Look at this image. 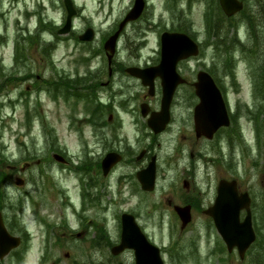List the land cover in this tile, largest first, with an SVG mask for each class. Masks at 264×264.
<instances>
[{"label":"rangeland","instance_id":"374dc122","mask_svg":"<svg viewBox=\"0 0 264 264\" xmlns=\"http://www.w3.org/2000/svg\"><path fill=\"white\" fill-rule=\"evenodd\" d=\"M51 1L59 3L60 0H45L49 12L57 17L60 8ZM73 1L82 14L75 21L76 27L81 29L91 24L99 34L94 43L89 45L68 41V46L60 48L56 53L57 57L65 55L71 49L90 52L102 45L103 36L113 34L115 29L111 27L120 23L134 4V0ZM244 1L243 12L233 20L234 29L237 28L236 34L229 28L231 18H227L221 9L216 8L213 0H146L144 14L139 21L129 23L121 36L117 51L118 60L123 62L128 61L127 57L133 50L139 52L129 62L140 63L144 67L158 61L160 37L164 31L180 29L191 34L199 42L200 54L194 58L190 69L186 66L183 74L193 80L194 72H212L219 77V83L230 100L234 101L233 119L241 132L237 141L240 144L235 155H228L224 148L226 156H223L236 157L237 169L229 170L225 165H219L210 166L207 170L202 163L193 168L188 160L178 164L173 161L176 156V136L171 139L173 143L169 142V136H164L161 139L163 144L157 152L161 161L158 165L157 188L153 193L121 195L113 185L115 193L112 189V195L103 197L102 206L85 202L87 208L85 206L86 211L81 218L76 211L78 205L75 210L69 202L79 201L84 184L80 183L78 173L71 167L64 169V166L55 165L51 154L63 152L72 162H81L84 151L96 149L94 153H101V149L96 147L91 126L87 125L88 119H84L87 117L86 111L84 112L85 102H75L73 99L66 101L62 96L54 99L48 91L41 95L37 92L28 107L20 105L15 109V118L8 117L12 109L5 105L11 103L3 98V94H6L7 83L11 81H5L4 77L14 76L10 73H18V67L21 70L25 68L23 73L31 76V81L38 89L48 85L46 76L50 73L45 68L46 59L43 62L37 53L38 49L34 48L36 44L33 42L36 40L33 38L29 41L21 39V60L16 63L12 56L17 34L21 29L24 34L33 31L35 19L31 22L30 29L29 22V27L26 28L17 23L16 17L22 21H25L23 15L28 18L25 11L16 10L7 19L0 17V35H8L0 42V210L11 234L24 240L20 250L11 252L0 264H134L132 253L114 257L110 252V243L109 246L104 243L95 244L100 231L93 230L94 222L101 224L99 221L106 215L109 226L107 233L111 242L117 244L121 233L120 214L130 209L136 210L139 224L159 247H164L169 242L199 243L205 254L204 260L207 261L209 256L207 264H256L253 262L254 258H264V0ZM26 2L30 3V0ZM217 5L219 7L218 0ZM3 6L0 2V11L4 10ZM35 6L38 9L42 7L38 4ZM216 21V24L213 23ZM248 21L254 23V37L248 32ZM209 23L211 33L208 30ZM220 32L224 36L221 40ZM233 36L245 43L247 49L235 47L232 50ZM26 50L30 51V58L26 57ZM228 54L232 62L225 68ZM70 62L67 61L66 69L87 72L86 64L79 67V61ZM14 63L18 66L16 69ZM15 82L14 80L13 83ZM24 82L28 83V80ZM123 84L139 88L132 80H126ZM194 91V87L185 86L176 94L174 109L179 123L174 131L180 136H188L182 119H186L185 123L190 120L193 107L190 98H193L194 104L198 103L196 95L193 96ZM37 99L41 102H37ZM25 111H28L27 116ZM208 157L214 158V154L210 153L206 156ZM23 163L30 166L23 170ZM232 175L240 180L242 190L249 191L252 196L253 225L257 241L247 252L244 261L241 262L236 255H229L227 252L224 256L227 263H218L217 257L211 256V250L216 244L223 242L215 232L213 223L203 213L196 212L189 228L181 231V223L173 213V206L181 205L184 195L193 194L199 197L202 205L208 207L216 197L218 180L233 177ZM17 176L25 178V189L15 186L14 178ZM186 183L189 187L185 186ZM101 191L102 189L98 190V193ZM87 216L92 220L86 227L93 229L81 230L83 224L89 222L83 219ZM48 224L51 225L49 229ZM172 235L177 239L172 241ZM28 237L29 241L26 243Z\"/></svg>","mask_w":264,"mask_h":264},{"label":"flooded vegetation","instance_id":"af4514ba","mask_svg":"<svg viewBox=\"0 0 264 264\" xmlns=\"http://www.w3.org/2000/svg\"><path fill=\"white\" fill-rule=\"evenodd\" d=\"M22 1L24 2L25 0H0V2L4 5L10 6H13L14 3L19 5ZM241 1L243 3L245 2L244 0ZM37 4H40L42 7L35 10L37 9L35 6ZM59 8L60 13L57 17H53L49 12L48 7L45 5V0H31V3H29L27 8L31 12L29 15V22L32 18L36 17L37 21L34 25H39L41 21H43L47 24H53L54 27L52 29L48 28L47 34H42L37 30L28 32V34L29 36L32 34L31 38L36 40V47L34 48L38 49L37 53L40 58L43 62L46 59L47 65H45V68L47 73H50L49 76H46V83L59 85L65 84L68 81L66 78L68 75L69 84L73 88L78 89L86 87L92 90L96 89L98 96L97 101L99 100L104 107L111 110L108 114L97 113L92 116V134L95 138L96 147L101 149V153H94L96 149L93 150L92 155L95 159L90 162H82L80 168L81 170H79L80 172L85 169L90 170L92 176L87 177V180L90 184L93 183L96 190L102 189L100 194L96 193L95 202L100 203V200L103 199V197L112 195V192L115 193L116 189L113 185H115L121 195L128 193L131 196H135L142 193L141 184L137 175L139 172L146 169L153 159L156 160L158 167L161 158L157 152L163 144L161 139L164 136H169V142L171 143H173L171 140L173 136H176L174 142L176 144L174 149L176 156L173 158V161L178 164L182 163L184 160H188L189 164L193 168H195V166L199 163H202L204 165L207 164L214 167L225 165L226 169L229 168V170L237 169L236 157L225 158L223 156L225 155L223 150L224 148L228 155H235V152L240 144L237 141L241 132L238 131L235 120L233 119L234 101L230 100L227 92L220 85L218 80L219 77L212 72L206 71L213 78L220 90L222 99L229 114V126L220 128L215 134L213 140H209L206 136H197V121L202 124L203 120H205V112L200 111L197 115V109L201 103V100L197 95V85L200 84L198 79L200 71L194 72L193 80H189V78L183 74L186 66H189L188 69H190V64L195 61L194 58H190L178 64V73L184 79V83L179 85L176 89L170 107V116L166 122L165 129L156 134L149 126V119L151 118L153 112H157L161 108L163 94L161 85L162 78L156 77L153 80L154 89L151 93V88L144 86L142 80L135 77L133 78L126 73V67L124 65H134L135 63L129 61L132 60L131 58L136 55L137 52H130V55L127 57L128 61L126 62L118 60V57H115L112 60L110 70L106 52L98 50L90 52L71 50L65 55L57 57L56 53L60 50V48L65 46V43L67 42L66 39L70 38V40H73L75 37H79L88 28V26H86L79 32H76L75 26H72L71 32L68 36L60 35L59 31L66 25L68 15L62 0L59 2ZM9 9H11V7H9ZM77 13H79V10H77ZM22 18L27 20L25 15H23ZM113 26L111 28H114ZM115 30L113 32H115ZM95 31L99 34L97 29H95ZM25 36L26 34H24L23 31H20V34H17L16 41H21V39L25 40ZM40 36L44 37V43H42V45H40L39 41H37ZM109 36L104 35L103 39H107ZM27 40L29 39L27 38ZM15 53V58L19 57L20 60L22 50H15ZM25 53L27 58L31 57L29 50H26ZM137 57L138 56H135V58ZM68 60L71 61L70 63L79 61V67L86 64L87 72L83 73L78 69H66V63ZM15 62L17 63V60ZM24 69L21 70V68L18 67V73H15L14 75V80L16 82L7 83L6 94H3V98L7 101L8 99H12L15 102L18 101L25 106L26 102H30V100L34 98L37 93V89L36 85L31 81V76L23 73ZM216 71L218 70L216 69ZM8 78L9 77H6L4 79ZM26 79L28 80V83L24 82ZM126 80L134 81L139 88L135 89L132 85L123 84ZM200 85L202 87H207L205 83ZM185 86L194 87L195 91L193 96L196 95L198 98V103L195 104L193 98H190L193 105L190 120L185 123L186 119H182V122L185 124L184 126H186L188 131V136L186 137L183 135L180 136L174 131V127L177 123H179L175 115L174 102L176 94ZM143 111L147 114V116L143 114ZM24 113L26 115V111ZM218 139L219 142L217 143ZM108 153L119 154V161L112 167L109 175L105 176L102 172V160ZM210 153L214 154V158H206V156ZM69 164L70 162L68 165ZM69 167L70 166H67V168ZM232 176L233 177L229 178L226 177L225 179L236 180L239 192H242L243 190L240 180H238L236 176ZM185 186L189 187L187 183ZM88 196L89 195H87V197ZM183 198L184 199L181 205H189L193 214L201 212L205 215V210L212 205L208 204V207L202 205L199 197L193 194L188 196L184 195ZM106 223V221L102 222V224L95 223L99 225L95 228V230H108ZM200 246L201 244L194 242H169L164 245L163 248L161 247V252L167 264H207L209 256H207V261H205V254L202 252ZM211 252V256L217 257L218 263L226 262L227 259H225L224 256L227 253V249L224 243L216 244ZM230 255H236L242 262L237 251H232ZM168 259L170 262H168Z\"/></svg>","mask_w":264,"mask_h":264},{"label":"water","instance_id":"95a60500","mask_svg":"<svg viewBox=\"0 0 264 264\" xmlns=\"http://www.w3.org/2000/svg\"><path fill=\"white\" fill-rule=\"evenodd\" d=\"M69 9V19L74 14L71 0H65ZM221 7L228 16H232L239 12L243 5L237 0H220ZM145 3L143 0H136L133 9L121 23L120 29L115 33L105 44V49L110 52L111 59L116 51L118 36L128 21L138 19L144 9ZM67 31V30H65ZM94 38L93 31H87L82 37L83 41H91ZM162 58L160 65L146 70L136 68L129 69L132 75L144 79V84L149 85L146 81V75L151 77L160 76L163 79V100L162 111L151 118L150 126L155 132L162 131L161 123H166L169 116V107L175 92V89L181 79L176 72L177 63L180 60L187 59L191 56H196L199 53L198 45L193 42L187 35L182 33H164L162 35ZM200 84L205 83L207 87L197 85V94L201 98V104L197 109V115L200 111L205 112V120L202 124L197 121L198 136L205 135L212 138L213 134L221 126L228 125L229 120L227 111L224 107L219 91L215 87L212 79L206 74H200ZM113 155H109L104 162L105 172L112 166ZM155 165L151 164L142 173L143 188L147 191H152L155 188ZM251 200L248 193L238 194L236 182L222 180L218 186V193L215 205L207 210V214L213 218L214 224L228 244L229 250L237 246L241 253L249 248L255 241L256 235L252 226L251 211L249 209ZM242 209H246L248 214L244 221H240L239 213ZM178 213L181 217L183 227L191 220L189 208L179 209ZM20 238L12 236L3 222L0 213V259L7 256L13 249L20 245ZM134 249L136 255L135 264H163L159 249L149 243L146 237L139 229L133 216L124 214L122 216V240L120 245L113 248V252L118 254L125 249Z\"/></svg>","mask_w":264,"mask_h":264},{"label":"trees","instance_id":"16d2710c","mask_svg":"<svg viewBox=\"0 0 264 264\" xmlns=\"http://www.w3.org/2000/svg\"><path fill=\"white\" fill-rule=\"evenodd\" d=\"M232 25H233V24H232ZM230 26H231V25H230ZM220 37H221V39H223V38H224V36H223V35H221ZM231 42H232V44L234 45L235 41H231ZM227 50L229 51V49H228V48H227ZM9 226H10V227H12V225H11L10 223H9ZM13 231H14V230H13Z\"/></svg>","mask_w":264,"mask_h":264}]
</instances>
